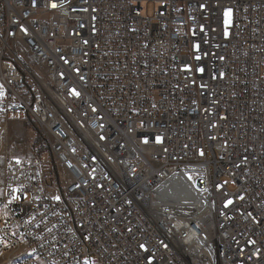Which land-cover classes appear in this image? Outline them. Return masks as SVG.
I'll use <instances>...</instances> for the list:
<instances>
[{
	"label": "built area",
	"instance_id": "built-area-1",
	"mask_svg": "<svg viewBox=\"0 0 264 264\" xmlns=\"http://www.w3.org/2000/svg\"><path fill=\"white\" fill-rule=\"evenodd\" d=\"M0 117V264H264V0H0Z\"/></svg>",
	"mask_w": 264,
	"mask_h": 264
},
{
	"label": "rangeland",
	"instance_id": "rangeland-1",
	"mask_svg": "<svg viewBox=\"0 0 264 264\" xmlns=\"http://www.w3.org/2000/svg\"><path fill=\"white\" fill-rule=\"evenodd\" d=\"M21 119L6 125L0 117V198L4 193V164L8 156H41L46 161L49 158V146L38 125L32 120Z\"/></svg>",
	"mask_w": 264,
	"mask_h": 264
},
{
	"label": "bare ground",
	"instance_id": "bare-ground-1",
	"mask_svg": "<svg viewBox=\"0 0 264 264\" xmlns=\"http://www.w3.org/2000/svg\"><path fill=\"white\" fill-rule=\"evenodd\" d=\"M169 195L175 198L178 201H193L197 202L201 199L200 195H197L192 190L191 186L184 182L183 184H179L174 182L167 191ZM212 217V211L209 206H204L203 208L199 209L197 218L202 220L205 224L209 221Z\"/></svg>",
	"mask_w": 264,
	"mask_h": 264
},
{
	"label": "snow or ice",
	"instance_id": "snow-or-ice-1",
	"mask_svg": "<svg viewBox=\"0 0 264 264\" xmlns=\"http://www.w3.org/2000/svg\"><path fill=\"white\" fill-rule=\"evenodd\" d=\"M53 7H56V5L55 4H53L52 5ZM226 15H228V16H230V10H229V12L228 13H226ZM76 95H79V93H75ZM145 143H147V141H145ZM15 198V197H14ZM57 199H58V197H57ZM141 247L143 248L144 247V245H141ZM145 251H147V249H145ZM149 264H151V262L149 261Z\"/></svg>",
	"mask_w": 264,
	"mask_h": 264
}]
</instances>
